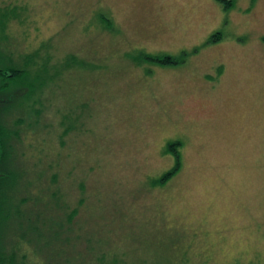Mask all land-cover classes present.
<instances>
[{
	"label": "rangeland",
	"instance_id": "rangeland-1",
	"mask_svg": "<svg viewBox=\"0 0 264 264\" xmlns=\"http://www.w3.org/2000/svg\"><path fill=\"white\" fill-rule=\"evenodd\" d=\"M231 1L0 0L5 167L63 198L3 225L17 264H264V0Z\"/></svg>",
	"mask_w": 264,
	"mask_h": 264
},
{
	"label": "trees",
	"instance_id": "trees-1",
	"mask_svg": "<svg viewBox=\"0 0 264 264\" xmlns=\"http://www.w3.org/2000/svg\"><path fill=\"white\" fill-rule=\"evenodd\" d=\"M220 2L224 3V6L228 8L233 4V1L231 0H220ZM7 16L8 15L5 14L3 15V18ZM3 21L4 20L1 18L2 26L4 25L2 23ZM217 36L218 35H214L213 38ZM143 57H145V59L148 61L162 65L176 64L178 62V59L175 56L167 54H143ZM27 72L28 67L19 68L13 66L0 68V113L7 108L6 104L9 101V99L2 94L7 93L11 86L17 84L19 80L27 76ZM14 136L17 139L19 138L18 131H9L0 121V264H17L18 257V243H15L10 247L3 243V225L8 223L12 220L13 217H15L16 219L18 218L22 220L18 223L19 226H24L27 223H30L32 231L38 234L39 237H42L44 236L43 232H45V230L49 228L47 227V221L45 220L47 218L45 216L46 212L50 211L51 215H54L55 212L53 211L55 210V208L61 209L60 206L63 201L62 196L58 192L59 190H52L48 195H42V193L40 192L42 189L41 186L33 189L27 188L26 196L22 200L20 199V201H16L18 197H16L15 191L16 188H19L18 176H20V173L18 175L16 171L9 170L5 167V161L8 159V157L11 156V151L9 152V150H13V147L10 144V140L12 139L11 137ZM176 145H179V142H169L167 144V148L168 150L170 149V151H172L174 149V146ZM174 156L176 160L173 167L165 172L160 178L156 179L154 181L155 183L162 184L176 173L180 164L179 153L175 152ZM55 177L56 176L53 177L54 183H56ZM34 196L37 197V199L41 198V201L43 202L42 208L37 207L39 202H35ZM71 218L72 216L70 214H67V220L69 222L71 221ZM23 222H26V224H23ZM61 226L62 225L60 224L59 227ZM13 231L17 232L18 234L17 229ZM30 234L31 233L22 232L20 236L13 235L12 239H14V236H16L19 238L18 242H22L25 236L28 237L30 236ZM65 264H72V262H66ZM99 264H107L105 262L104 256L99 259Z\"/></svg>",
	"mask_w": 264,
	"mask_h": 264
}]
</instances>
